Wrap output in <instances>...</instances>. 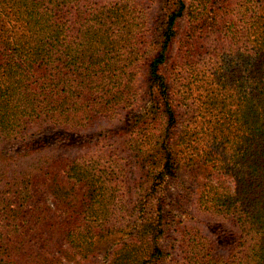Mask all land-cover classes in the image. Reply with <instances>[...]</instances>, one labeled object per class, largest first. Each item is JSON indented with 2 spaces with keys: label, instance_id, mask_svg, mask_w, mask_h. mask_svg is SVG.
<instances>
[{
  "label": "trees",
  "instance_id": "trees-1",
  "mask_svg": "<svg viewBox=\"0 0 264 264\" xmlns=\"http://www.w3.org/2000/svg\"><path fill=\"white\" fill-rule=\"evenodd\" d=\"M254 3L170 0L156 51L133 54L145 35L122 38L141 18L123 0H0L2 264H264Z\"/></svg>",
  "mask_w": 264,
  "mask_h": 264
},
{
  "label": "rangeland",
  "instance_id": "rangeland-1",
  "mask_svg": "<svg viewBox=\"0 0 264 264\" xmlns=\"http://www.w3.org/2000/svg\"><path fill=\"white\" fill-rule=\"evenodd\" d=\"M97 2L98 5H105V6H112L119 0H93ZM128 7H135L137 11H139V16L141 17L137 22V24L131 25L123 30L122 38H133L138 39L137 36L144 34L145 40L144 45H140L141 42L138 41L134 48L133 54H136V48H141L142 52L144 54L147 53H153L156 51L157 46V39L158 34L162 27V22L164 19L165 13L168 11L170 0H123V3ZM261 0H257V3H254V6H260ZM185 19H180L178 22V32L179 37L184 33L185 29ZM178 37V38H179ZM170 50H173L172 55L176 51L175 43L172 45ZM119 52L118 50L114 52L113 54H117ZM144 66L143 62H137L134 65V72H137V68H142ZM141 75H136L135 77L138 79V85L141 88L140 96L136 99L135 104H149L151 102L152 95L150 94L151 90H149V87L147 85V78L145 77V72L140 71ZM136 80V79H135ZM135 80L131 81L132 85ZM129 85V86H130ZM120 128L121 122L114 121L113 123L109 125L99 124L97 126L91 127V130L93 132H100L103 131V133L106 130L109 129H116ZM90 148V147H89ZM92 149V148H91ZM87 151V150H86ZM142 171H139L137 175L135 174V179L139 181V177L141 176ZM195 216L205 222V223H211L213 220L210 216H205L203 214H197L195 211L193 212ZM75 260L69 261L71 259H68L67 257H61L60 264H107L108 263V257L104 256L101 252L97 253L94 256H90L88 258H82L80 260L79 256L74 257ZM80 260V261H79ZM0 264H2L0 262Z\"/></svg>",
  "mask_w": 264,
  "mask_h": 264
}]
</instances>
